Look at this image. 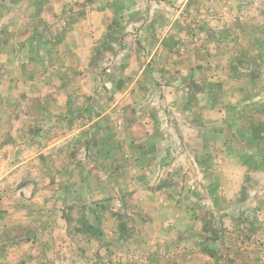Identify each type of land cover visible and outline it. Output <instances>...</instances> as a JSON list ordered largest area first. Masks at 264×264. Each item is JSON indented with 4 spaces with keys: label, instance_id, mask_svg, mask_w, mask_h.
I'll return each mask as SVG.
<instances>
[{
    "label": "rangeland",
    "instance_id": "374dc122",
    "mask_svg": "<svg viewBox=\"0 0 264 264\" xmlns=\"http://www.w3.org/2000/svg\"><path fill=\"white\" fill-rule=\"evenodd\" d=\"M0 264H264V0H0Z\"/></svg>",
    "mask_w": 264,
    "mask_h": 264
}]
</instances>
